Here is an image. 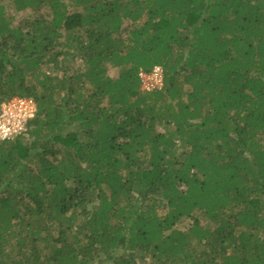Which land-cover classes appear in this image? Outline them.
I'll list each match as a JSON object with an SVG mask.
<instances>
[{
	"label": "trees",
	"instance_id": "trees-1",
	"mask_svg": "<svg viewBox=\"0 0 264 264\" xmlns=\"http://www.w3.org/2000/svg\"><path fill=\"white\" fill-rule=\"evenodd\" d=\"M13 96L0 264H264V0H0Z\"/></svg>",
	"mask_w": 264,
	"mask_h": 264
},
{
	"label": "built area",
	"instance_id": "built-area-1",
	"mask_svg": "<svg viewBox=\"0 0 264 264\" xmlns=\"http://www.w3.org/2000/svg\"><path fill=\"white\" fill-rule=\"evenodd\" d=\"M140 89L152 92L163 86V68L155 65L149 72H138ZM37 108L31 97L13 96L0 104V141L22 136Z\"/></svg>",
	"mask_w": 264,
	"mask_h": 264
},
{
	"label": "rangeland",
	"instance_id": "rangeland-1",
	"mask_svg": "<svg viewBox=\"0 0 264 264\" xmlns=\"http://www.w3.org/2000/svg\"><path fill=\"white\" fill-rule=\"evenodd\" d=\"M6 11L9 15H12L14 17V25H17V23L22 19L25 18V16L28 14V12H17L14 7L9 3L8 6L6 7ZM45 69L48 70L49 67H52L51 64L45 63ZM74 67V65L72 66ZM110 74L113 76H116V70L115 69H110L109 70ZM201 223L202 224H207V221L203 218H201ZM190 224V221L186 220L183 223L178 225V228H186ZM139 264H152L150 258H146L144 261H140Z\"/></svg>",
	"mask_w": 264,
	"mask_h": 264
}]
</instances>
